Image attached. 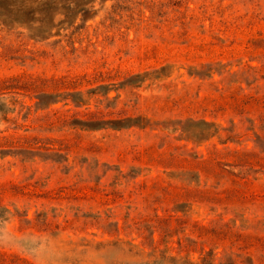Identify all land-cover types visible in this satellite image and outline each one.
Returning a JSON list of instances; mask_svg holds the SVG:
<instances>
[{"label":"rangeland","instance_id":"obj_1","mask_svg":"<svg viewBox=\"0 0 264 264\" xmlns=\"http://www.w3.org/2000/svg\"><path fill=\"white\" fill-rule=\"evenodd\" d=\"M1 11V251L113 264L129 255L99 242L136 237L140 223L150 234L171 214L183 239L197 240L195 223L219 232L194 250L264 264V42L252 36L264 0H1ZM236 93L261 108L220 102ZM123 117L135 126L113 128ZM181 156H221L245 176L247 202H202L206 177L183 175ZM169 185L187 195L165 201Z\"/></svg>","mask_w":264,"mask_h":264},{"label":"trees","instance_id":"obj_2","mask_svg":"<svg viewBox=\"0 0 264 264\" xmlns=\"http://www.w3.org/2000/svg\"><path fill=\"white\" fill-rule=\"evenodd\" d=\"M1 1V0H0ZM0 17H4L5 20L11 18L7 12H0ZM2 19V18H0ZM13 19V18H12ZM4 20V21H5ZM227 30H231L228 27ZM252 33V31H250ZM254 39H261L264 42V31L252 33ZM206 47L205 43L200 44L196 49L204 51ZM76 81L74 80H62L63 85H73ZM220 102L222 104H231L234 107H240L246 105L245 109L248 108L249 111H258L261 108L262 100L259 97H246V95L233 94L220 96ZM128 117L111 119L109 122L112 123L113 128L118 129L128 125V128H132L135 124H126ZM121 123V124H120ZM230 154L237 158V160H243L244 153L240 150L231 151ZM247 154V153H246ZM220 158H222L220 156ZM218 157H204L195 156L193 158L181 156L177 160V166L182 169L183 175H197V183L200 185L202 177H206L204 188L196 189V196L201 199L202 202L205 201H220L225 205H230L233 203H245L247 202L249 196L247 195L248 182L245 181V176H240V174L234 172L229 173L223 166L222 160ZM242 165V164H237ZM229 173V174H228ZM231 176V177H230ZM227 177V178H226ZM214 179L220 185L225 184V179L230 180L231 185L225 186L223 189L216 191L215 188L218 186L207 187L209 180ZM160 188V185H157ZM156 186V187H157ZM155 188V187H154ZM151 190V193L155 191ZM189 190V189H188ZM166 191L164 200L170 201L171 199H184L183 196L187 192L185 187H179L174 185L166 186ZM187 195V194H185ZM190 197V195H188ZM28 212L25 214L24 222L28 224L27 228H33L36 223V219L29 218ZM174 215H169L163 219L158 218V222L164 223L166 226L164 228L153 227V231L148 234V229H150L147 224H138L136 227V237H131L124 239L123 237H116L113 240L101 241L98 243V249L116 250L122 252L124 255L120 256L121 259L116 260L113 264H245L246 262L239 261L237 258H227L225 256H219L218 252L211 250L206 252L205 248L201 250H194L192 245L198 242V239L208 237L209 234L217 235L219 232L215 229H209L205 224L195 223L193 225L194 229L192 232H197V240H193L189 237L182 238L179 233L174 234L173 227ZM178 220V219H176ZM137 223V222H136ZM186 226L189 225V221L184 222ZM52 225V224H51ZM58 227V224L56 225ZM172 227V228H171ZM26 228V229H27ZM174 228V229H173ZM187 229V228H185ZM159 231V236L156 237V232ZM134 232V231H133ZM227 234V233H226ZM175 235L180 237L177 240V245L175 246V241L173 238ZM198 252V256L195 254ZM0 264H32L25 258L20 257L15 253H10L0 250Z\"/></svg>","mask_w":264,"mask_h":264}]
</instances>
